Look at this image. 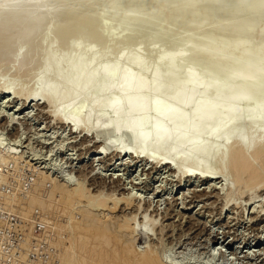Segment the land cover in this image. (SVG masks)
I'll list each match as a JSON object with an SVG mask.
<instances>
[{"label":"bare ground","instance_id":"6f19581e","mask_svg":"<svg viewBox=\"0 0 264 264\" xmlns=\"http://www.w3.org/2000/svg\"><path fill=\"white\" fill-rule=\"evenodd\" d=\"M200 1L169 0L157 6L155 12L158 16L171 12L176 21L185 17L186 25L177 33L180 36L190 29L187 28L190 22L200 17L202 20L211 9L200 27L209 29L218 20L220 27L216 28L226 37L209 48L207 45L212 39L209 37L207 41L204 32L192 42L186 40L177 51H169L172 48L160 51L150 68L138 49L128 53L121 50L109 59L108 45V51H102L101 44L98 51V47H88L80 40L70 43L69 38L86 28L90 37L101 39L102 43V29L110 27L105 42L114 41L113 23L102 20L95 25L88 11L101 3H107L114 11L127 4L128 16L133 15L132 19L127 16L125 20L129 26H137L139 16L148 14L150 6L158 0H0V67L12 65L21 73L34 63L40 66L29 92L7 82L0 84L1 94L13 95L25 104L28 100L42 103L53 120L69 125L72 132L91 134L93 138L98 130L90 123L91 115L97 111L103 113L113 129L107 132L112 137L95 150L98 156L128 154L158 165L162 161L156 158L159 155L179 176L196 174L212 180L220 174L224 181L228 171L233 174L237 187L245 186L246 181L264 184V0H230L216 13L212 8L219 1ZM74 22L77 26L69 29ZM162 22L154 28V40L168 36L175 29L176 23L166 26ZM54 35L62 39V50L53 42ZM125 37L129 40L132 36ZM255 39L259 43L253 42ZM148 41L151 43L149 37ZM224 45L228 48L222 49ZM255 45L261 47L260 51L255 49L257 53L252 51L254 54L246 55ZM189 61H193L191 68L180 76ZM46 78H51V83L47 84ZM240 129L245 131L241 137ZM125 135L131 140V147L113 144ZM100 147L110 148V152L104 149L105 155ZM12 149L6 155L15 161L21 159L22 156L16 158L18 152ZM217 161L219 170L212 166ZM41 173L36 174L25 199V211L33 212L38 207L53 232L54 252L48 264H167L151 248H136L130 236L134 229L127 221L112 227L110 222H114L110 218L101 221L95 217L94 211L109 208L108 200L90 201L82 185L70 188L74 184L72 179L60 184ZM46 180L51 183L48 187L44 185ZM225 186L221 190L230 191L229 184ZM248 186L242 193L248 192ZM115 200L112 210L120 202ZM82 202L88 205H80ZM64 217L71 220V226H66ZM63 233L66 239L62 238Z\"/></svg>","mask_w":264,"mask_h":264},{"label":"rangeland","instance_id":"374dc122","mask_svg":"<svg viewBox=\"0 0 264 264\" xmlns=\"http://www.w3.org/2000/svg\"><path fill=\"white\" fill-rule=\"evenodd\" d=\"M167 1L158 0L154 5L152 4L155 7L150 6L151 10L146 15L142 14L143 18L141 15L139 16L137 26H129L125 20V17L127 18L129 15L128 12H130L127 4H123L117 11H114L111 7L110 9L107 3L98 4L97 8L93 7L92 10L87 12V15L94 17L95 25L102 20L111 21L115 30V40L109 43L105 42L111 30L110 27H106L102 29V41L104 40L105 43H100L101 39L96 40L90 37L86 28H83L81 33L72 34L69 42H78L80 40L88 47H93L94 49L98 47V51H108L111 48V52L109 53V50L107 53L110 54L108 57L112 55L113 58L121 50L128 53L138 49L140 50L139 53L141 52L140 55H144L143 58L148 60L146 62L152 68V63L160 51H168L167 49L171 48L169 51H177L184 45L186 40L192 42L197 37L203 36L204 32V35L207 36V41L212 39L210 43L207 42L209 43L207 45L209 48H214L213 45L216 46L220 38L226 37L224 34H220V29L216 28L217 26L220 27L218 20H215L216 24L214 21L212 22L215 24L212 25L215 26L213 28L212 26L209 29L208 27L207 29L203 26L200 27L203 17L210 13V9L209 11L207 10V14H204L202 20L200 17L194 20V23L193 21L190 22L187 28H190L191 32L187 29L185 36L181 34L182 39L178 40V37L180 38L178 31L186 25V18L182 16L176 21L173 17L174 14L171 12H165L163 13L164 15L162 14L163 16L161 14L158 16V13L155 12L157 6L164 5ZM217 1L219 2H216V6L212 8L215 13L216 11H222L221 6L223 8L230 0ZM197 3L195 2L194 4ZM218 4L220 5L219 9H217ZM153 14L154 17L151 16ZM132 15L130 14L128 19L130 17L132 19ZM147 22L150 25H147ZM158 22H162L166 26L173 22L174 24L176 23V26L174 25L173 33L171 31L168 36H161V40L156 37L158 42H155V45L153 43L156 41L154 40V28H156ZM125 24L127 25L125 26ZM76 26L77 23L74 22L69 26V29H73ZM129 34L132 37L128 40L125 36ZM148 37L151 43H148ZM52 39L55 45L57 44L56 47L62 50V39L56 37V35L52 36ZM256 40L259 43L258 39L253 42L257 43ZM141 41L145 43H141ZM178 42H181V44L178 45ZM224 46L225 48L222 47V49L228 48L226 45ZM255 46L250 49L251 53L248 50L246 55L259 52L261 47L259 45ZM255 49L259 50L256 51ZM192 62L186 63L188 67L185 66L186 68L182 70L180 76H183L182 73L185 74V71L191 68ZM38 64L30 65L31 67H27L28 69L22 70L21 73L18 70V72L15 71L16 69L14 70L12 65L0 67L1 86L11 82L29 92L37 79L36 73L40 69ZM200 69L204 68L201 67ZM30 72L32 73L30 74L31 77L30 75L26 77L25 74ZM46 83H51V78H46ZM1 89L2 87H0V161L7 166L13 162V166L16 169L15 174L19 177V180L26 179V183L23 186L25 190L22 191V188H18V192L19 190L22 193L24 192L23 196H16V200L20 203L18 205L23 209L27 208L25 199H27L29 192L32 190V185L38 172H42L43 176H49L55 183L60 184L70 178L74 183L70 188L74 189L82 185L84 194L91 199L90 201L93 199L108 200L109 208L105 211H94L95 217L101 218V221H106L107 217L108 220L110 218L114 222V224L110 222L112 227L117 225V223L124 224L127 221L128 224L130 223L129 227L134 229L133 234L130 236L134 238L136 248L139 250L151 248L167 264H264L263 182L258 185L257 182H253V184L251 181H246L245 186H248V182L257 186L253 187L250 183L247 188L248 192L242 193V190H245L246 187H237L233 174L228 171L226 179L224 178L226 181H223L222 177L220 178V174L209 180L199 178L196 174L189 177L185 174V176H179L171 167L164 163L163 157H159V155L156 158H161L163 161L158 164L159 166L147 162L143 158L131 157L128 154L120 157L115 156V153L107 157L98 156L95 150L98 149L101 143L112 137L107 132L113 129L112 124L103 116V113L101 114V112L97 111L91 115L90 123L98 130V135H94L93 138L91 134L87 136L84 133L72 132L69 125H63L59 121L53 120L48 115V108L42 103H29L28 100L25 104L23 100H19L13 95L2 96ZM238 132L239 137L245 134L243 129L238 130ZM120 138L117 140L118 142H113L114 145L116 143L115 146L119 143L120 146L131 147V140L128 136L125 135ZM122 138L124 139L122 140ZM10 148L12 152H18L16 154L17 159L22 156L21 159L19 158L20 160L15 161L6 155L7 152L11 151ZM8 149L9 151H7ZM104 149L106 153L110 152V148H99L100 151H104V154L107 155ZM212 166L218 169L220 162H213ZM48 181L46 180V184L44 183L47 187L51 185L50 181L49 183ZM225 184H229L230 191L221 190L226 187ZM250 186H252L251 190L249 189ZM127 198L131 200L127 201L130 205L125 201ZM119 199L118 206L112 210L113 200L119 201ZM80 205L87 206L88 203L82 202ZM35 210L40 212L38 207L31 211L34 213ZM75 217L79 218V215L76 214ZM69 220L68 217L63 218V221L67 223L66 226H71V220L70 222ZM52 235L53 232L49 230L48 259H50V254L54 252L51 241ZM127 236L130 237L128 234ZM62 238L66 239L64 233ZM48 261L45 264H48Z\"/></svg>","mask_w":264,"mask_h":264},{"label":"built area","instance_id":"2783aa9c","mask_svg":"<svg viewBox=\"0 0 264 264\" xmlns=\"http://www.w3.org/2000/svg\"><path fill=\"white\" fill-rule=\"evenodd\" d=\"M13 165L0 161V264H45L49 228L40 212L18 205L26 179L19 180Z\"/></svg>","mask_w":264,"mask_h":264}]
</instances>
